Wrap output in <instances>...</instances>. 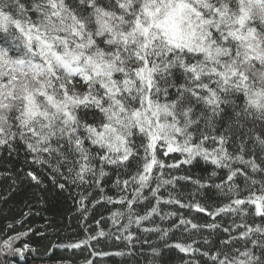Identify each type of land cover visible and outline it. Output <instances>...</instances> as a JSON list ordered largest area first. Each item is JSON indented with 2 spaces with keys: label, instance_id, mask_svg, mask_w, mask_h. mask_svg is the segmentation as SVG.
<instances>
[{
  "label": "snow or ice",
  "instance_id": "snow-or-ice-1",
  "mask_svg": "<svg viewBox=\"0 0 264 264\" xmlns=\"http://www.w3.org/2000/svg\"><path fill=\"white\" fill-rule=\"evenodd\" d=\"M0 264H264V0H0Z\"/></svg>",
  "mask_w": 264,
  "mask_h": 264
},
{
  "label": "trees",
  "instance_id": "trees-1",
  "mask_svg": "<svg viewBox=\"0 0 264 264\" xmlns=\"http://www.w3.org/2000/svg\"><path fill=\"white\" fill-rule=\"evenodd\" d=\"M0 207H6V206H0Z\"/></svg>",
  "mask_w": 264,
  "mask_h": 264
}]
</instances>
